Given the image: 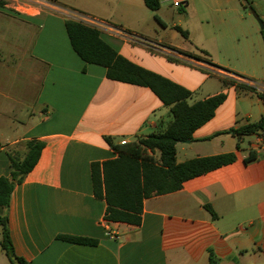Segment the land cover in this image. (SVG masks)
I'll list each match as a JSON object with an SVG mask.
<instances>
[{
  "label": "crops",
  "instance_id": "0c3cea01",
  "mask_svg": "<svg viewBox=\"0 0 264 264\" xmlns=\"http://www.w3.org/2000/svg\"><path fill=\"white\" fill-rule=\"evenodd\" d=\"M54 2L0 7V177L11 173L10 155L25 156L26 142L45 144L10 205L0 206L16 255L28 264H211V255L220 264H264V130L234 134L264 118V100L219 77L264 92V0H161L158 11L144 0ZM75 14L103 23L101 38L118 53L192 93L208 82L201 68L219 77L221 89L203 100L226 94L215 116L177 144L176 158L235 161L146 199L140 226L105 219L92 164L118 157L107 137L133 142L165 130L173 116L149 88L110 80L105 67L80 58L66 29ZM199 50L210 62L198 60ZM0 264H11L1 245Z\"/></svg>",
  "mask_w": 264,
  "mask_h": 264
},
{
  "label": "trees",
  "instance_id": "16d2710c",
  "mask_svg": "<svg viewBox=\"0 0 264 264\" xmlns=\"http://www.w3.org/2000/svg\"><path fill=\"white\" fill-rule=\"evenodd\" d=\"M144 1L152 11H158L161 7V0ZM244 1L248 3V0ZM4 4V0H0V7ZM66 29L74 51L82 60L105 67L107 78L110 80L149 88L165 106L170 107L173 116L165 130L133 142L118 144L111 138H106L107 144L118 157L102 163L94 162L92 183L95 196L107 203V221L140 226L146 199L179 191L184 182L235 161L234 154L195 158L184 163H178L176 158L177 144L192 139L194 132L215 116L217 109L226 101L225 93L190 104L192 91L118 53L101 38L97 27L80 20L68 19ZM176 29L185 38L189 37L188 32L180 27ZM173 58L170 59L174 60ZM219 77L224 86L236 85L238 90L255 92L264 100V92H259L245 83H237L224 76ZM263 130L264 118L234 130V134L243 137ZM44 145L38 140L28 141L27 152L23 158L10 155L11 173L9 176L0 177V206L10 205L15 186L22 183L34 169ZM155 151L160 152L158 158L155 157ZM254 158L252 154L246 162ZM206 208L217 218L210 206ZM0 227L3 229L0 245L11 264H14L13 258H17L21 264H28L16 255L7 217H0ZM58 239L78 245H98L97 240L87 237L60 235ZM210 262L220 264L212 255Z\"/></svg>",
  "mask_w": 264,
  "mask_h": 264
},
{
  "label": "rangeland",
  "instance_id": "374dc122",
  "mask_svg": "<svg viewBox=\"0 0 264 264\" xmlns=\"http://www.w3.org/2000/svg\"><path fill=\"white\" fill-rule=\"evenodd\" d=\"M184 11L186 12V10H183L182 12ZM197 54L199 56L198 60H202L205 62L209 60L210 62L211 59L209 57H204L207 55L205 51L199 50ZM201 71H202V74L206 75V77L208 78V82L200 90H198L197 92H193V95L191 99L189 100L190 102H193V100H196V101L203 100L208 94H214L215 92L221 89L222 84L220 80L218 79L219 77L217 78V76H215L213 73L209 72L206 69L201 68Z\"/></svg>",
  "mask_w": 264,
  "mask_h": 264
},
{
  "label": "built area",
  "instance_id": "2783aa9c",
  "mask_svg": "<svg viewBox=\"0 0 264 264\" xmlns=\"http://www.w3.org/2000/svg\"><path fill=\"white\" fill-rule=\"evenodd\" d=\"M21 0H4L5 3L10 4L12 6H14L16 8V5L20 2ZM25 2H30V3H35L38 5H43L49 8H55V2L54 0H23ZM175 6H179V3H175ZM76 17H74L76 20H80L85 22L88 25L94 26L99 28V26H101L103 23H101L100 21H97L95 19H90V18H85L81 15H77L75 14ZM108 222L105 223V225L107 226ZM110 234V233H109ZM111 236H116L114 234H112Z\"/></svg>",
  "mask_w": 264,
  "mask_h": 264
},
{
  "label": "water",
  "instance_id": "95a60500",
  "mask_svg": "<svg viewBox=\"0 0 264 264\" xmlns=\"http://www.w3.org/2000/svg\"><path fill=\"white\" fill-rule=\"evenodd\" d=\"M261 27L263 28L262 22L260 20H258ZM188 142V141H187ZM14 264H21L20 261L17 258H13Z\"/></svg>",
  "mask_w": 264,
  "mask_h": 264
}]
</instances>
